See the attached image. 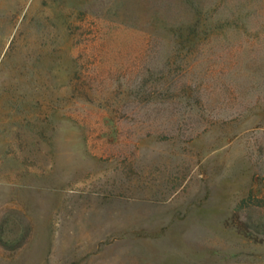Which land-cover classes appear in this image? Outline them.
Listing matches in <instances>:
<instances>
[{
    "label": "rangeland",
    "instance_id": "rangeland-1",
    "mask_svg": "<svg viewBox=\"0 0 264 264\" xmlns=\"http://www.w3.org/2000/svg\"><path fill=\"white\" fill-rule=\"evenodd\" d=\"M0 264H264V0H0Z\"/></svg>",
    "mask_w": 264,
    "mask_h": 264
}]
</instances>
